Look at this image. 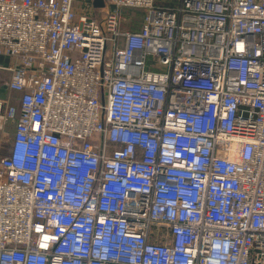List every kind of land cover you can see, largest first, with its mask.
Masks as SVG:
<instances>
[{"label":"built area","instance_id":"built-area-1","mask_svg":"<svg viewBox=\"0 0 264 264\" xmlns=\"http://www.w3.org/2000/svg\"><path fill=\"white\" fill-rule=\"evenodd\" d=\"M93 1L0 0V264H264V0Z\"/></svg>","mask_w":264,"mask_h":264},{"label":"rangeland","instance_id":"rangeland-1","mask_svg":"<svg viewBox=\"0 0 264 264\" xmlns=\"http://www.w3.org/2000/svg\"><path fill=\"white\" fill-rule=\"evenodd\" d=\"M160 1L165 2V4H167L169 6L173 5V3H172L173 0H160ZM0 97L1 98L5 97V91H1L0 92ZM2 153H3V149H2V147L0 145V156H2Z\"/></svg>","mask_w":264,"mask_h":264},{"label":"water","instance_id":"water-1","mask_svg":"<svg viewBox=\"0 0 264 264\" xmlns=\"http://www.w3.org/2000/svg\"><path fill=\"white\" fill-rule=\"evenodd\" d=\"M93 5L96 6H101V0H94Z\"/></svg>","mask_w":264,"mask_h":264},{"label":"crops","instance_id":"crops-1","mask_svg":"<svg viewBox=\"0 0 264 264\" xmlns=\"http://www.w3.org/2000/svg\"><path fill=\"white\" fill-rule=\"evenodd\" d=\"M125 27V26H124ZM133 28H138L137 26L133 27ZM14 96V95H13ZM17 96V95H16ZM17 104V103H16ZM4 151V150H3Z\"/></svg>","mask_w":264,"mask_h":264},{"label":"trees","instance_id":"trees-1","mask_svg":"<svg viewBox=\"0 0 264 264\" xmlns=\"http://www.w3.org/2000/svg\"><path fill=\"white\" fill-rule=\"evenodd\" d=\"M5 153H4V151H3V153H2V155H4Z\"/></svg>","mask_w":264,"mask_h":264}]
</instances>
